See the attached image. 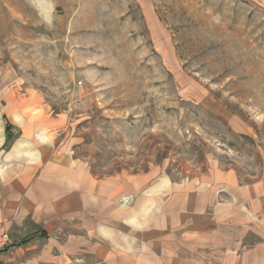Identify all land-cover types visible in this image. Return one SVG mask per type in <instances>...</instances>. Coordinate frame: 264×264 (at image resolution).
Instances as JSON below:
<instances>
[{"label":"rangeland","instance_id":"rangeland-1","mask_svg":"<svg viewBox=\"0 0 264 264\" xmlns=\"http://www.w3.org/2000/svg\"><path fill=\"white\" fill-rule=\"evenodd\" d=\"M8 101L24 104V131L70 137L97 175L156 167L177 180L212 165L255 181L264 0H0Z\"/></svg>","mask_w":264,"mask_h":264},{"label":"crops","instance_id":"crops-1","mask_svg":"<svg viewBox=\"0 0 264 264\" xmlns=\"http://www.w3.org/2000/svg\"><path fill=\"white\" fill-rule=\"evenodd\" d=\"M7 103L0 264H264V171L249 183L212 165L177 180L156 167L97 175L70 137L24 131V104Z\"/></svg>","mask_w":264,"mask_h":264},{"label":"built area","instance_id":"built-area-1","mask_svg":"<svg viewBox=\"0 0 264 264\" xmlns=\"http://www.w3.org/2000/svg\"><path fill=\"white\" fill-rule=\"evenodd\" d=\"M9 243V236L5 232H0V252H2Z\"/></svg>","mask_w":264,"mask_h":264},{"label":"trees","instance_id":"trees-1","mask_svg":"<svg viewBox=\"0 0 264 264\" xmlns=\"http://www.w3.org/2000/svg\"><path fill=\"white\" fill-rule=\"evenodd\" d=\"M10 134H9V125L7 124L6 125V146L9 144V141H10Z\"/></svg>","mask_w":264,"mask_h":264}]
</instances>
